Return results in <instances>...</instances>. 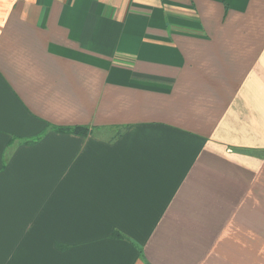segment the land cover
<instances>
[{
    "label": "crops",
    "instance_id": "0c3cea01",
    "mask_svg": "<svg viewBox=\"0 0 264 264\" xmlns=\"http://www.w3.org/2000/svg\"><path fill=\"white\" fill-rule=\"evenodd\" d=\"M0 264H264V0H0Z\"/></svg>",
    "mask_w": 264,
    "mask_h": 264
},
{
    "label": "trees",
    "instance_id": "16d2710c",
    "mask_svg": "<svg viewBox=\"0 0 264 264\" xmlns=\"http://www.w3.org/2000/svg\"><path fill=\"white\" fill-rule=\"evenodd\" d=\"M59 129L64 130V131H73V130H81V127H60Z\"/></svg>",
    "mask_w": 264,
    "mask_h": 264
}]
</instances>
